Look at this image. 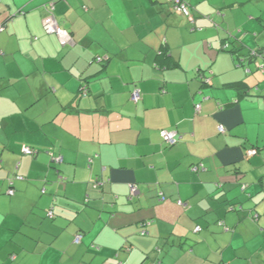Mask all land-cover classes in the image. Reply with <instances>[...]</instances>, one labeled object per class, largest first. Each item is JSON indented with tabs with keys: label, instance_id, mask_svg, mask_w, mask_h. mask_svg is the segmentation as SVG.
Listing matches in <instances>:
<instances>
[{
	"label": "crops",
	"instance_id": "obj_1",
	"mask_svg": "<svg viewBox=\"0 0 264 264\" xmlns=\"http://www.w3.org/2000/svg\"><path fill=\"white\" fill-rule=\"evenodd\" d=\"M176 1L0 0V264H264V0Z\"/></svg>",
	"mask_w": 264,
	"mask_h": 264
},
{
	"label": "built area",
	"instance_id": "obj_2",
	"mask_svg": "<svg viewBox=\"0 0 264 264\" xmlns=\"http://www.w3.org/2000/svg\"><path fill=\"white\" fill-rule=\"evenodd\" d=\"M173 1V0H171ZM175 10L179 13H181L182 15H184L185 17H190L191 16V12L189 9V5L186 2H181V1H176L175 2V6H174ZM54 10V5H52L51 10H50V14L44 19L43 21V27H44V31L47 34H54L57 35V37L59 38V41L61 43L62 46H67L71 43L72 38L71 35L68 31L63 30L61 27H59L54 15L52 14V11ZM141 99V92L140 90H135L132 94V100L137 103L139 102ZM197 111H200L201 109V105H197L196 107ZM220 132L221 133H225L226 130L223 127H220ZM161 138L163 140V143L167 146H174L178 143L180 137L178 135V133L176 131H168V130H164L161 132ZM24 154L26 155H33L35 153V151L33 149H31L30 147H25L23 149ZM248 156H256L258 155V151L256 149H251L248 151ZM56 162L58 163H62L63 162V158L60 157L58 159H56ZM195 171L198 170V167L194 169ZM246 188V186H243V190ZM137 190L136 186H132L131 187V192L132 194H134ZM9 194L11 196H13L15 194L14 190H10ZM54 216V212L53 209L50 210L48 212V217H53ZM201 229L197 228V232H199ZM142 235H147L148 232L147 231H142L141 232ZM82 236L78 235L75 238V243L79 244L81 242Z\"/></svg>",
	"mask_w": 264,
	"mask_h": 264
},
{
	"label": "trees",
	"instance_id": "obj_3",
	"mask_svg": "<svg viewBox=\"0 0 264 264\" xmlns=\"http://www.w3.org/2000/svg\"><path fill=\"white\" fill-rule=\"evenodd\" d=\"M181 2H183L182 0H179ZM46 33V32H45ZM47 34V33H46ZM51 35V34H49ZM57 36V35H56ZM59 39V38H58ZM61 44V43H60ZM65 47V46H64ZM239 60H240V63H238V67H244L245 65H249L251 63L255 64L256 66V71L259 72L260 74H262V76L264 77V53L263 51H256V53H251L249 57H239ZM258 60H261V62H258ZM98 61L102 62L103 61V58H99ZM246 72L247 73H251V70L250 69H246ZM203 81L207 84V83H210L209 82V79L206 78V79H203ZM135 90H139V89H135ZM134 90V91H135ZM133 91V92H134ZM132 92V94H133ZM141 92V91H140ZM132 94H131V99H132ZM141 99H142V94H141ZM140 99V100H141ZM133 101V100H132ZM134 102V101H133ZM140 102V101H139ZM135 103V102H134ZM138 103V102H137ZM221 133V132H220ZM223 134V133H221ZM179 135V134H178ZM180 140V139H179ZM179 142V141H178ZM175 146V145H174ZM258 151L259 153V149L258 148H254ZM198 167V170L195 171L194 169ZM200 168L199 166H194L192 167V170L195 171V172H198L200 171ZM243 186H246V185H243ZM242 190H243V187H242ZM245 190V189H244ZM54 217V216H53ZM80 235V234H79ZM78 236V235H77ZM76 236V237H77ZM82 236V235H81ZM81 242H82V239H81ZM80 242V243H81ZM79 243V244H80ZM77 244V243H76ZM14 258V257H13Z\"/></svg>",
	"mask_w": 264,
	"mask_h": 264
},
{
	"label": "water",
	"instance_id": "obj_4",
	"mask_svg": "<svg viewBox=\"0 0 264 264\" xmlns=\"http://www.w3.org/2000/svg\"><path fill=\"white\" fill-rule=\"evenodd\" d=\"M210 82V81H209ZM208 84V83H207Z\"/></svg>",
	"mask_w": 264,
	"mask_h": 264
}]
</instances>
